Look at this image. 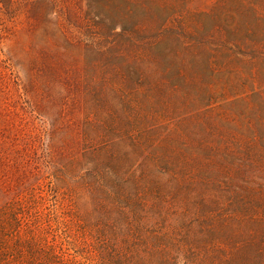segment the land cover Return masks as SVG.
<instances>
[{
    "label": "rangeland",
    "instance_id": "obj_1",
    "mask_svg": "<svg viewBox=\"0 0 264 264\" xmlns=\"http://www.w3.org/2000/svg\"><path fill=\"white\" fill-rule=\"evenodd\" d=\"M0 264H264V0H0Z\"/></svg>",
    "mask_w": 264,
    "mask_h": 264
}]
</instances>
